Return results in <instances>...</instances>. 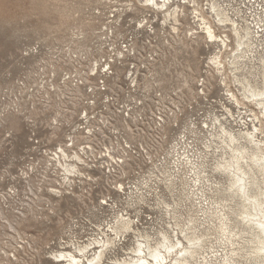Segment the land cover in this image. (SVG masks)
<instances>
[{
  "label": "rangeland",
  "instance_id": "rangeland-1",
  "mask_svg": "<svg viewBox=\"0 0 264 264\" xmlns=\"http://www.w3.org/2000/svg\"><path fill=\"white\" fill-rule=\"evenodd\" d=\"M197 1L202 15L214 22L210 0ZM218 2L242 9L250 5V0ZM176 5L177 23L138 0H0V264H63L56 258L59 253L76 252L103 236L118 212L130 214L152 233L166 228L157 223L167 219L158 200L174 203L182 186L178 182L172 194L158 180V188L157 175L164 179L162 173L176 171L177 161L187 154L195 160L205 156L210 134H222L216 119L237 133L253 129L254 112L264 129L262 111L241 95L229 72L225 86L211 64L219 49L205 39L194 5ZM114 24L119 27L109 28ZM117 41L128 43V56L114 63L110 77H92L95 61L116 59ZM111 46L116 49L109 50ZM262 71L258 61L238 75L261 83ZM100 79L108 85V109L100 105L104 95L92 96L89 88ZM88 98L98 99L92 125L102 132L91 143L96 151L106 150L105 144L110 157L94 171L82 168L86 175L76 181L74 196L50 193L68 188L60 184L61 168L53 153L64 141L61 134L72 131L84 110H93ZM241 143L251 146L246 140ZM114 157L123 171L115 165L117 171L111 174L105 170ZM214 175L227 182L226 175ZM151 177L157 193L144 189ZM136 187L143 189L146 201L135 198L136 204L128 207L127 193ZM179 212L186 218L187 207ZM230 218L232 224V214ZM132 244L130 235L106 254L105 262L126 258ZM13 254L17 261L9 259Z\"/></svg>",
  "mask_w": 264,
  "mask_h": 264
},
{
  "label": "bare ground",
  "instance_id": "bare-ground-1",
  "mask_svg": "<svg viewBox=\"0 0 264 264\" xmlns=\"http://www.w3.org/2000/svg\"><path fill=\"white\" fill-rule=\"evenodd\" d=\"M174 1L157 0L158 5L164 6L153 8L162 11L165 20L174 17L177 23L179 15L174 10L177 6ZM218 1H209L214 22L202 15L197 0L189 1L201 20L205 39L215 43L219 49L210 62L222 75L225 86L228 87L227 73L233 76L235 84L240 86L241 95L249 104L258 107L264 117V0H250L247 2L250 5L245 4V10L233 2L220 4ZM209 32L215 36L214 40L208 39ZM258 61L263 64L261 83L238 75L248 65ZM251 69L256 70L255 67ZM248 73L253 75L251 70ZM227 92L237 104H243L238 93L237 96L232 93L234 91ZM252 114L253 129L237 133L216 119L222 134L210 132L212 141L206 145L208 153L205 156L195 160L187 154L184 160L177 161L176 171L162 173L164 179L157 175L156 187L159 181L164 182L170 193L174 194L178 182L182 186L180 195L174 197V203H168L162 197L158 200L157 207L165 210L168 221L162 217L157 223L159 226L166 224V228L161 226L152 233L141 228L130 214L118 212L114 224L103 236L76 247V252L62 251L56 256L58 263L245 264L246 261L248 264H264V138H260L264 135V129L260 117L254 112ZM214 139L221 142L217 143ZM243 140L251 146L241 143ZM216 173L226 175L227 182L218 179L214 175ZM150 181L154 182L152 177L144 189L148 193H157L158 189L150 185ZM136 189L127 193L128 207L136 204L135 198L140 202L146 201L147 195L141 192L143 189ZM136 191H140L141 195L136 196ZM222 192L226 193V197L222 196ZM116 204L110 207L114 208ZM183 207H187L186 218L179 212ZM231 214L234 219L232 224L229 223ZM130 235L133 236V244L128 249L130 253L127 257L105 262L106 254L120 247L121 241Z\"/></svg>",
  "mask_w": 264,
  "mask_h": 264
},
{
  "label": "built area",
  "instance_id": "built-area-1",
  "mask_svg": "<svg viewBox=\"0 0 264 264\" xmlns=\"http://www.w3.org/2000/svg\"><path fill=\"white\" fill-rule=\"evenodd\" d=\"M139 3H141V5H144L146 7H152L151 5L146 3V0H138ZM180 1V3H179ZM189 0H176L175 2L181 5H185L183 8H186V5L189 4L188 2ZM152 9L154 11H156V9H154L152 7ZM174 10H179V8H174ZM157 12V11H156ZM179 12V11H178ZM184 15V13L182 14ZM116 23H118L117 19L115 21ZM115 27H119L116 26V24H114V26H111L109 28H115ZM142 27V26H141ZM106 28V27H105ZM173 30L175 31V28H173ZM181 29L179 28L178 31H175L176 33H180ZM132 42V41H130ZM128 43L126 42H121L119 43L117 41V55H116V59L115 58H110V59H102L101 61H95L93 68H92V73L91 76L95 77V74H100V76H106V77H110L113 74V68L112 66H114V63L117 61L118 64H120V60L126 55V52H128ZM116 48H113V46H111L109 48V50H113ZM128 56V54L126 55ZM137 71V70H136ZM131 75V73H130ZM136 75V73H135ZM86 78L87 80H93V78ZM116 79L119 80L120 79V75L116 76ZM99 80V79H98ZM135 80V79H134ZM133 80V81H134ZM89 88H92L91 93L92 96H94L93 93L95 94H103L104 97L102 98L100 105L104 108V109H108L110 108V95L106 93V91L108 90V85L105 83V80L100 79V81L98 83H96L95 87H93L92 85L89 86ZM121 88V87H120ZM79 92V91H77ZM82 100V99H81ZM88 104L90 107H92L93 110H84L80 115H79V122H77L73 128L72 131L70 133L68 132H64L63 134H61V137H64V141H60L58 147L55 149V153H53V158H55V162L57 164L58 167L61 168V175H62V182L60 183L61 185L66 184L68 186V188L59 191L58 189H56L55 191H52L50 193H56L58 195H64V194H71L72 196H74V186L76 184V181L78 179H82L80 178L82 175H86L85 173H83L82 168L86 167L88 168V171H94L95 169H98L99 164L101 163V161H104L105 164H107V158L110 157V153H111V149L109 147H107L104 144V147L106 148V150L104 151H96V149L94 148L93 144L91 143L92 139H95L94 135L97 136V134L102 133L99 129H101L98 125H92L93 124V118H94V107L98 106V99L97 98H93V99H89L88 98ZM75 111L73 112L72 116L70 119H72L73 117H75ZM100 117L99 115H97V118ZM55 122H57V118L54 119ZM100 121V120H99ZM68 122V121H66ZM66 122H62L60 124H64ZM101 122V121H100ZM59 124V125H60ZM85 141V142H83ZM85 146H90L89 148H85ZM152 160V159H151ZM151 160L147 161L148 163L151 162ZM110 161V160H109ZM112 165L109 166L105 171L109 172V173H113V171H117V167L115 165L119 166V170L123 171V169L121 168L120 161H116L115 157L113 158V160L111 161ZM91 174L87 175V178H90ZM9 259H13L15 261H17V256L16 254H13L12 257L8 256Z\"/></svg>",
  "mask_w": 264,
  "mask_h": 264
},
{
  "label": "snow or ice",
  "instance_id": "snow-or-ice-1",
  "mask_svg": "<svg viewBox=\"0 0 264 264\" xmlns=\"http://www.w3.org/2000/svg\"><path fill=\"white\" fill-rule=\"evenodd\" d=\"M146 3L149 4V5H151V6H153V7H157V6L163 7L164 6V4L158 5L157 4V0H146ZM208 39L214 40L215 39V36L211 32H209ZM104 203L106 204L107 201H105ZM142 264H143V262H142Z\"/></svg>",
  "mask_w": 264,
  "mask_h": 264
}]
</instances>
